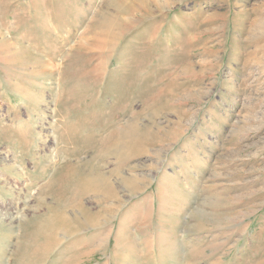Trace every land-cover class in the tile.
Here are the masks:
<instances>
[{
  "label": "rangeland",
  "instance_id": "obj_1",
  "mask_svg": "<svg viewBox=\"0 0 264 264\" xmlns=\"http://www.w3.org/2000/svg\"><path fill=\"white\" fill-rule=\"evenodd\" d=\"M0 264H264V0H0Z\"/></svg>",
  "mask_w": 264,
  "mask_h": 264
},
{
  "label": "bare ground",
  "instance_id": "obj_2",
  "mask_svg": "<svg viewBox=\"0 0 264 264\" xmlns=\"http://www.w3.org/2000/svg\"><path fill=\"white\" fill-rule=\"evenodd\" d=\"M61 174V173H60ZM99 181V178L97 179ZM103 182V181H102ZM111 183V182H110ZM103 184V183H102ZM114 185V184H113ZM64 220V219H63ZM37 259V258H36ZM37 261V260H36Z\"/></svg>",
  "mask_w": 264,
  "mask_h": 264
}]
</instances>
